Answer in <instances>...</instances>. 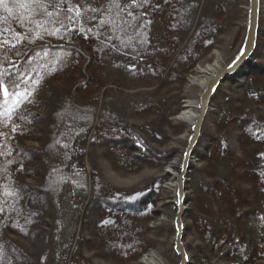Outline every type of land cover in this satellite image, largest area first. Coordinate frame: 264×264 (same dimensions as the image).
Masks as SVG:
<instances>
[{
	"label": "trees",
	"instance_id": "1",
	"mask_svg": "<svg viewBox=\"0 0 264 264\" xmlns=\"http://www.w3.org/2000/svg\"><path fill=\"white\" fill-rule=\"evenodd\" d=\"M240 1L38 0L40 7L34 0H5L0 4V82L9 93L6 102L4 88H0V234L27 236L40 231L44 241L30 236L32 246L24 252L32 262L38 254H45L47 264H71V259L75 262L78 255L76 248L86 244H93L92 248L101 256L117 253L129 258L126 263L135 262L150 245L137 226V217L145 210L132 200L141 195L133 194L122 201L113 190L108 196H100L98 181L89 177L87 183L84 170L68 158L77 147L85 148L90 129L85 131L79 122L77 128L67 131L64 135L77 147H61L55 157L46 153L43 159L50 161L49 169L38 175L35 171L39 161L35 155L46 147L26 149L25 142L28 139L46 144L51 131L49 118L54 113L51 103L65 105L69 111L83 107L84 97H80L90 80L94 81L91 91L103 90L114 67L124 74L142 75L144 84L148 78L162 82L170 74L183 81L184 75L207 55L237 17ZM149 5L151 13L145 16V6ZM158 8L163 27L157 31L152 24L159 15L154 12ZM80 31L76 38L80 40L76 42L79 48L66 46ZM143 51H151L162 70L156 68V72L151 70L145 76L152 67L139 58ZM251 62L250 59L242 68L250 72H242H258L256 76L261 81H252L243 101L236 104L237 100L221 90L212 98L217 101L215 112L208 115L215 124L209 154L213 164H209L210 169L201 170L203 177L209 175L211 180L199 178L196 185L198 198L203 205L208 204L201 211L205 218H198L194 209L190 212L191 225L185 229L203 242L208 253L223 251L225 258L235 261L233 264L264 261V68L260 67L264 61ZM14 74L20 76L15 85L11 83ZM158 89L162 85L153 88L154 93ZM25 91L26 100L17 104L13 93L24 95ZM123 101L124 98L118 99L119 103ZM130 104L153 109L159 102L155 104L153 99L139 94L131 98ZM127 108L124 109H131ZM179 110L180 104L172 115ZM119 112L117 116L110 113L112 118L100 142L114 152L128 151L140 141L135 134L137 128L127 124L124 114ZM91 117L95 125L93 140L103 119L100 112ZM38 134L46 139L38 138ZM232 137L239 145L237 152L227 145ZM169 155L163 162L171 158ZM139 156L136 159L141 162L148 159ZM58 174L64 177L55 187ZM75 175L82 176L86 186L67 179ZM212 206L216 213L211 211ZM88 212L96 214L90 228ZM103 212L114 218L104 223V218L99 217ZM83 232L91 235L86 241L81 238ZM1 240L7 241L4 237ZM6 244L1 243L0 247L6 248ZM9 255L13 263L20 264L12 258L13 253ZM200 256L205 262L204 254Z\"/></svg>",
	"mask_w": 264,
	"mask_h": 264
},
{
	"label": "rangeland",
	"instance_id": "2",
	"mask_svg": "<svg viewBox=\"0 0 264 264\" xmlns=\"http://www.w3.org/2000/svg\"><path fill=\"white\" fill-rule=\"evenodd\" d=\"M148 2L149 4L151 3L150 1ZM145 7V16H149L151 13V6L149 5ZM143 10L142 7V11ZM160 10L161 8H158L154 11L155 14L159 15L154 18L156 20L153 22L155 26L152 24V27H156L157 31L160 29L162 30L163 27L160 20ZM239 10L237 17L233 19L232 24H230L227 30L223 32V35L217 38L215 45L209 50L207 55L184 75L183 81L177 76H172L170 74L166 76L162 82H159L158 79L148 78L145 80L146 83L144 84L140 79L143 77L142 75L124 74L121 69L114 67V74H110L106 77L107 84L103 90L101 88L100 90L92 89L91 91L89 88H92L94 81H92V79L90 80L87 88L83 90V95L80 97H84L83 99L85 100V102L84 100L82 101L83 107L69 111L65 105L59 106L55 104L54 106V103H51V109H53L54 113L49 118L51 128L49 133L51 134L52 139L48 133L47 136L49 139L46 144H44V141L39 144L28 139L25 142L26 149H41L46 147V150L41 154L35 155V158H38L39 161V168L35 171L38 175L39 172L43 173L49 169L48 166H50V161L43 159L46 156V153L55 157L61 147L65 146L68 149H71V147H77L75 146L76 143H73L72 146L70 137L67 138L64 134H66L67 131H70V129L77 128L81 124L85 131L88 128L90 129L85 148L81 149L80 147H77V149H75L77 150L75 154L70 155L68 158H71L73 162L77 163L79 170H84L85 176L88 179L87 183H89V177L95 181L97 180L99 185H101V188L98 187V184L95 185V188L96 186L98 187L100 196H108L113 190H116V194L120 195L122 201H125L127 197L133 194H136V196L141 195V197H136L132 200L136 205H140L141 208L145 210V213L137 217V226L138 229L141 230V237L149 242L150 245L146 247L140 256L138 255L136 257L135 262L126 263L125 261H129V258L121 257L117 253H113L109 256L106 255V257L101 256L99 251H95V249L92 248L94 246L93 244H86L84 248H76L78 255L75 262L71 259V264H122V262H124V264H141L140 261L142 257L150 254H153L159 259V264H178L179 257L172 249L174 238L172 222L176 213V207L173 203V193L175 190L174 176L179 172V165L190 133V126L187 122L178 120L176 117L182 111L185 101L195 102L198 100L201 88L190 83V78L197 76V67H204L215 61H217L218 66L220 67L228 62L238 51L245 34L247 0H245V2L242 0L239 2ZM81 33L82 31L77 32L76 35L73 36V42L70 41L66 46L73 50L76 48L78 49L79 45L77 46L76 42L79 43L80 40H77L76 38L78 37V34L81 35ZM150 52L143 51L139 53V58L143 63L152 67L145 76L150 75L151 70L156 72V68H162L156 61L154 54H150ZM163 58L167 59L165 55ZM250 59L252 60L250 64H254L253 62H255V60L264 61V0H259L258 36L255 50ZM260 67L264 68V63H261ZM245 70L246 72H250L249 69ZM245 70H239L217 88V90H221V93L237 100L236 104H239L238 102L243 101L246 98V92L252 81L256 80L257 84L261 81V78L256 76V73L258 72L253 74L242 72ZM13 78L16 81L20 76L14 74ZM159 85H162V89H158L157 93H154L153 88H156ZM148 92H151V94H147ZM139 94H142L143 98L153 99L155 104L158 102L159 104H154L155 107L153 109L137 107L138 105H128L131 98L135 99V96ZM120 97L124 98V101L121 103L118 102ZM91 98H93V100ZM95 98L98 99L96 100ZM178 104H180L179 112L176 115H172L171 112L178 106ZM95 105L96 107L93 110ZM216 105L217 101L211 100L208 114L205 117L201 129L200 138L190 158V161L192 160V162L190 172L187 175L188 181L186 183L185 195L188 210L183 216L185 229L191 225L190 212L193 211V209L198 218H205L201 211L206 209L205 206L208 202H205L203 205L202 200L198 198L196 185L197 179L199 178L211 180V178L208 177L209 175H204L203 177L204 173L201 170L204 168L210 169L212 166H209V164H213L212 162H209V154L213 145L210 144L212 143L211 138L215 135V124L211 119L212 117H208V115L210 112H215ZM127 106L131 107L129 111L125 110L128 109ZM192 110L193 112L195 111L194 108H192ZM119 111L124 114V120L127 124H133L137 128L135 134L140 141H136V143L129 147L130 149H128V151L131 150V152H128L127 150L114 152L113 149L107 147L108 145L102 146V143H100L103 138L102 133H106L108 122L112 118L111 114L117 116ZM95 112L102 113L103 120L102 124L100 123L101 125H99L100 128L96 133L94 132V139L92 140L91 135L95 125L92 122L93 117L91 116L92 113ZM44 121L45 120L42 122ZM37 136L42 140L46 139L45 136L40 134ZM145 136L147 137L144 141ZM227 145L231 150L236 152L239 151V145H237L233 137L227 140ZM145 148H147V155ZM132 150H137V152L132 153ZM170 153L171 158H168L167 161L163 162L165 158L170 156ZM141 154L144 159L148 156V159L144 160V162L136 159V157L141 158L139 156ZM203 156L205 159H203ZM63 177L64 176L61 174L57 175L55 187ZM67 179H70L72 183L79 186H86L84 184V178L80 175H75ZM138 199L141 204H137ZM147 203L149 204L142 206ZM212 208L211 211L216 213L217 210L215 207L212 206ZM84 212H87V206ZM111 212L112 211L109 213ZM85 213L82 214L83 217L86 216ZM109 213L103 212L99 216L100 219L104 218V223H108L111 218H114L110 217ZM106 217L109 218L107 219ZM86 218L87 224L90 228L96 219V214L88 212ZM43 230L47 232V229L43 228ZM32 233H29L27 236H22L19 233H15L16 235L13 236V234L9 233L7 237L1 233L0 244H7L6 248L2 249L0 247V264H15L9 257V254L12 253V258L16 259L15 261L20 264H47L45 254H38L33 258V262L30 260V256L28 258V255L24 254L26 249L32 246L30 244V236H38L37 240L44 241L40 231L35 230L34 233ZM192 233L193 232L185 230L183 238L186 250L189 257H191V264L235 263V261L231 260L229 257L225 258L223 251H220L219 253H208V251L204 249L203 242L196 238ZM89 235V233L83 232L81 238L86 241L89 238ZM1 237H4L7 241H2ZM17 242L20 243L17 244ZM40 252L43 253L46 251ZM200 254H204V257L206 258L205 262H202L203 260ZM256 264H264V261L257 262Z\"/></svg>",
	"mask_w": 264,
	"mask_h": 264
},
{
	"label": "water",
	"instance_id": "3",
	"mask_svg": "<svg viewBox=\"0 0 264 264\" xmlns=\"http://www.w3.org/2000/svg\"><path fill=\"white\" fill-rule=\"evenodd\" d=\"M259 25V0H247V17L243 41L236 54L209 77L201 88L198 100L195 101V116L191 122L190 133L179 165V172L174 176V205L176 207L175 217L172 222L174 238L173 252L179 257L178 264H191L189 254L183 242L185 225L183 216L188 210L186 195L187 172L189 170L190 158L200 138L201 129L208 114L212 97L217 88L233 74L241 70L249 61L256 47ZM176 119L180 120L177 116Z\"/></svg>",
	"mask_w": 264,
	"mask_h": 264
},
{
	"label": "bare ground",
	"instance_id": "4",
	"mask_svg": "<svg viewBox=\"0 0 264 264\" xmlns=\"http://www.w3.org/2000/svg\"><path fill=\"white\" fill-rule=\"evenodd\" d=\"M219 68L217 61L212 64H207L204 67H197L196 73L197 76H193L190 78V83L199 86L200 88L206 84L209 77ZM196 103L185 101L183 104V109L179 113L178 117L181 121L191 122L193 117L195 116V111L193 112L192 108L195 109ZM192 162V160H191ZM141 264H159V259L153 254L145 255L142 257Z\"/></svg>",
	"mask_w": 264,
	"mask_h": 264
},
{
	"label": "snow or ice",
	"instance_id": "5",
	"mask_svg": "<svg viewBox=\"0 0 264 264\" xmlns=\"http://www.w3.org/2000/svg\"><path fill=\"white\" fill-rule=\"evenodd\" d=\"M4 2H5V0H0V4H3ZM34 2H36L38 4V6L42 7V5H40L38 3V0H34ZM133 2L135 3V0H133ZM21 7H25V5H21ZM9 11H11V10L9 9ZM49 15H51V13H49ZM129 15H131V13H129ZM11 83L13 85H15L16 82H15V80H13ZM0 88H4V85L2 82H0ZM4 95L6 97V102H7V98H9V93L7 91V88H4ZM13 95L17 96V104H20L26 100L28 93H27V91H25L24 95H21L19 93H13ZM4 114L7 115V113H4Z\"/></svg>",
	"mask_w": 264,
	"mask_h": 264
}]
</instances>
